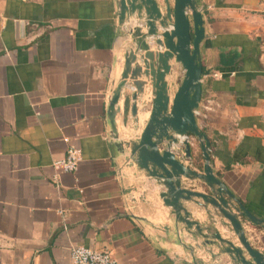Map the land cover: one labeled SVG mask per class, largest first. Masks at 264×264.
I'll return each mask as SVG.
<instances>
[{"label":"crops","instance_id":"crops-1","mask_svg":"<svg viewBox=\"0 0 264 264\" xmlns=\"http://www.w3.org/2000/svg\"><path fill=\"white\" fill-rule=\"evenodd\" d=\"M195 1L205 27L200 103H215L196 116L210 139V163L264 217V0ZM118 12L116 0H0V264H71L72 243L107 249L119 264H237L225 242L176 222L155 177L115 143L108 101L136 23L120 22ZM169 61L173 79L180 77L183 69ZM131 89L118 99L120 138L137 134L148 116L140 106L133 128ZM68 145L81 149L78 168L57 171L53 161ZM191 146L202 171L196 138ZM181 180L205 190L199 178ZM197 201L184 200L191 217L240 245L227 219ZM243 226L264 252V227L246 219Z\"/></svg>","mask_w":264,"mask_h":264},{"label":"water","instance_id":"water-1","mask_svg":"<svg viewBox=\"0 0 264 264\" xmlns=\"http://www.w3.org/2000/svg\"><path fill=\"white\" fill-rule=\"evenodd\" d=\"M116 3L120 22L131 17L136 22L129 29L134 46L124 53L120 79L107 107L112 136L119 151L127 152L130 164H135L138 170L155 177V185L160 186L158 195L170 207L176 222L183 223L187 229L193 228L195 233L206 238L211 235L225 242L224 251L229 252L237 264H264V252L251 244L243 226L246 219L264 227V217L249 210L216 175L210 163L209 136L201 129L194 112L202 94L200 42L205 35L202 11L195 0H116ZM143 26L145 31H142ZM153 45L155 48L151 50L149 47ZM137 57L143 64L131 67ZM171 58L183 69V74L176 79L172 77L174 64L169 61ZM168 74L170 78H167ZM176 82L179 83L176 85ZM148 83L151 86L149 99L143 97ZM129 86L132 89L127 98L131 99L133 128L139 126L140 106L148 111V116L137 134L120 138L115 118L120 110L118 99L121 90ZM187 133L200 144L202 171L193 167L191 143L181 137ZM178 146H183L184 158L189 160L187 164L184 158L176 155ZM181 175L201 179L205 190L185 187ZM193 197L201 198L198 204L211 205L216 215L227 219L240 245L224 238L212 227V222L203 226L191 217L184 200ZM140 199L147 200L143 196ZM207 213L211 218V211Z\"/></svg>","mask_w":264,"mask_h":264},{"label":"built area","instance_id":"built-area-1","mask_svg":"<svg viewBox=\"0 0 264 264\" xmlns=\"http://www.w3.org/2000/svg\"><path fill=\"white\" fill-rule=\"evenodd\" d=\"M163 1V0H161ZM213 99L208 98L205 102L200 103L194 109L195 115L206 116V111L213 108ZM182 138L188 139L190 143L195 137L187 133ZM176 155L184 158V150L182 146L175 148ZM81 160V149L78 146L68 145L65 154L53 161V165L57 171H75ZM58 172L53 175V179H58ZM71 264H119L118 260L110 254L107 249H98L82 243H72L69 247Z\"/></svg>","mask_w":264,"mask_h":264},{"label":"bare ground","instance_id":"bare-ground-1","mask_svg":"<svg viewBox=\"0 0 264 264\" xmlns=\"http://www.w3.org/2000/svg\"><path fill=\"white\" fill-rule=\"evenodd\" d=\"M130 196V195H129ZM131 203V202H130ZM132 204V203H131ZM131 207H133L132 205H131Z\"/></svg>","mask_w":264,"mask_h":264}]
</instances>
